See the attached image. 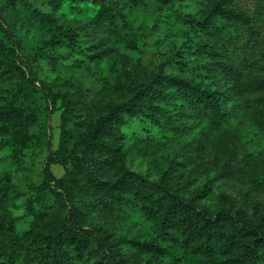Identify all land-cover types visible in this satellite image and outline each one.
I'll use <instances>...</instances> for the list:
<instances>
[{
  "label": "rangeland",
  "instance_id": "374dc122",
  "mask_svg": "<svg viewBox=\"0 0 264 264\" xmlns=\"http://www.w3.org/2000/svg\"><path fill=\"white\" fill-rule=\"evenodd\" d=\"M229 3L248 16L250 26L210 17L211 4L206 0H172L168 4L139 0L126 11L128 27L137 39V49L132 50L114 45L94 27L96 7L90 0H0V39L14 49L22 69L31 79L40 81L58 105L45 120V99L29 84L28 100L39 112L37 128L43 143L16 155L0 144V186L13 187L17 192L15 198L10 194L0 200V213L15 217L17 229L34 226L53 231L65 222L68 206L74 203L85 214L84 227L103 228L113 235L127 264H220L218 258L193 255L173 244H164L160 255L140 252L134 243L154 239L157 224L147 221L137 209L119 223L104 211L89 207L77 195L70 196L57 181L72 167L69 152L65 155L59 149L63 98L71 94L78 103L87 92L92 108L85 124L91 129L106 113L105 103H112L111 108L120 107L126 119L120 129L122 155L111 170L97 176L100 183L113 185L127 171L159 182L170 170L174 178L167 188L201 211H220L221 196L229 194L240 208L252 213L258 206L264 215V185L236 178L229 169L240 159L250 162L257 156L264 157L259 129L232 118L222 140L226 147L223 152L214 144L203 121L191 131L180 121L175 122L177 130L166 128L149 110L152 98L141 95L138 86L144 83L152 91L153 86L146 83L160 75L182 79L190 92H201V100L205 95L212 96L218 109L233 117L240 102L203 42L215 51L221 45L189 22L209 21L220 27L226 37V59L244 72L264 75V0ZM53 37L62 40L51 50L57 60L54 62L51 52L48 58L37 60L35 54ZM94 47L108 53L114 63L113 68L104 67L99 76L94 74L91 60ZM122 68L133 75L129 80L131 90L123 94L105 91L104 79L115 83ZM189 90L180 94L170 91L167 95L171 99L184 97ZM78 109L81 113L80 106ZM166 111L171 118L177 116L169 108ZM40 200L52 205L42 215L37 206ZM35 251L25 247L16 264L36 263ZM249 264H264V246Z\"/></svg>",
  "mask_w": 264,
  "mask_h": 264
},
{
  "label": "trees",
  "instance_id": "16d2710c",
  "mask_svg": "<svg viewBox=\"0 0 264 264\" xmlns=\"http://www.w3.org/2000/svg\"><path fill=\"white\" fill-rule=\"evenodd\" d=\"M90 1L96 7L92 19L94 27L114 45L136 50L137 39L128 27L126 11L137 5L139 0ZM158 1L168 4L172 0ZM206 1L211 4L210 17L220 16L229 23L250 26L248 16L234 8L230 0ZM189 22L221 45L215 51L206 41L203 42L208 56L218 63L221 75L240 102L236 114L233 117L227 115L218 109L212 96L205 95L201 100V92H190L185 81L164 75L145 82L153 86L152 91L146 89L144 83L138 85L141 95L150 96L153 100L149 110L157 121L173 131L177 130L175 122L185 123L188 131L199 122H205L214 144L223 152L226 147L222 140L228 134L227 125L232 118L240 120L241 125L258 128L264 140V75L244 72L226 59V37L220 27L209 21ZM61 44V39L53 37L46 41L35 58L39 61L48 58L49 52ZM51 54L55 62L57 56L53 52ZM107 54L97 47L93 48L91 60L96 76L102 75L104 67L113 68L114 63L110 62ZM132 78V73L122 68L115 77V83L104 79L103 89L122 94L129 92V80ZM29 84L45 99L46 120L47 114L58 107L57 103L40 81L31 79L22 69L16 61L14 49L0 39V144L11 148L15 155L43 143L37 128L39 112L31 107L28 100ZM182 90H189V93L184 97L175 94L172 99L167 95L170 91L180 94ZM84 96L78 103L71 94L62 101L59 149L65 155L69 152L72 167L57 181L60 188L70 196L77 195L89 207L104 211L119 223L126 221L130 213L137 209L147 221L157 224L154 239L134 243L140 252L160 255L164 252V244H173L193 255L218 258L220 264H249L257 258L259 249L264 246V215L260 214L258 206L249 213L240 208L229 194H223L220 211H201L167 188L174 178L170 170L163 174L159 182H151L127 171L113 185L100 183L97 176L111 170L122 155L120 129L126 124V119L120 107L111 108L112 103H105L103 111L106 113L99 125L91 129L85 124L92 108L90 97L87 92ZM166 108L177 116L171 118ZM229 169L236 178L264 185V157L257 156L250 162L240 159ZM10 194L12 198L17 197L13 187L0 186V200ZM37 204L38 209H42L40 215L45 208L52 206L46 205L43 200ZM85 220V214L74 203L68 206L65 222L53 231L39 230L34 226L17 229L15 217L6 212L0 213V264H16L27 246L36 250L38 261L34 264H127L114 244L113 235L103 228L84 227Z\"/></svg>",
  "mask_w": 264,
  "mask_h": 264
}]
</instances>
